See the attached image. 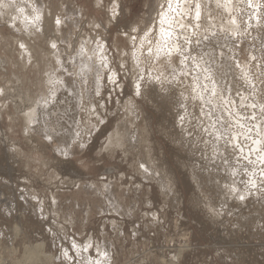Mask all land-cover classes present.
Wrapping results in <instances>:
<instances>
[{
  "label": "rangeland",
  "instance_id": "rangeland-1",
  "mask_svg": "<svg viewBox=\"0 0 264 264\" xmlns=\"http://www.w3.org/2000/svg\"><path fill=\"white\" fill-rule=\"evenodd\" d=\"M5 1L0 264H264V0H184L164 47H187L184 72L158 48L177 1L22 0L42 19L28 31ZM198 62L205 91L229 85L217 106L191 99ZM122 128L141 142L113 144Z\"/></svg>",
  "mask_w": 264,
  "mask_h": 264
},
{
  "label": "bare ground",
  "instance_id": "bare-ground-1",
  "mask_svg": "<svg viewBox=\"0 0 264 264\" xmlns=\"http://www.w3.org/2000/svg\"><path fill=\"white\" fill-rule=\"evenodd\" d=\"M8 1V0H7ZM7 1H5V2H7ZM10 1V0H9ZM13 1V0H12ZM172 2H173V0H171ZM174 1H177V0H174ZM252 1V0H251ZM255 1V0H254ZM186 1H184V0H180V3L178 4V8L177 7H175V11H176V13H175V15H174V17H172V15L171 14H168V15H163L162 17H161V23H160V32H159V38H161L160 39V42H159V46H158V48L159 49H162V51L160 52V54L162 55V53L164 54V56H166L167 58V60H169V58H171V56H170V54H172V51H176V52H178L179 51V53L181 54V56H182V60H181V63H180V65L178 66V65H176V66H174V71L175 70H177L178 68L181 70V71H183L184 72V68H183V66H186V65H188L189 63L184 59L185 57H186V49H187V47L186 46H181L179 43H173V45L172 46H170V45H168L167 46V48H164L165 47V42H166V40L169 42L171 39H173V36L175 37L178 33H177V31L175 30H173L174 29V27H176V26H174V24L177 22L178 23V19H180V18H178V17H180L179 16V13L181 14V12L180 11H183V12H185V9L183 8V4L185 3ZM8 3V2H7ZM7 3H6V11H7V9H9V7L11 8H13L14 10H18L17 12L18 13H20V14H18V13H14L13 15H15V17L14 18H19V19H22V25L27 29V31L28 30H30V28H32L33 26H41L42 24V19H41V14L39 13V11L38 12H32L31 13V11H29L28 9H27V7H26V5H27V3L25 4L24 2H22V0H20V2H16V0H15V2H9V4L7 5ZM179 5H181L180 7H179ZM225 6L227 7L226 8V10L227 9H229V7H230V1L229 0H227L226 2H225ZM30 7H31V5H30ZM186 7V6H185ZM16 8V9H15ZM231 8V7H230ZM12 9V10H13ZM37 9V8H36ZM184 9V10H183ZM199 9L200 8H198L197 7V12L199 11ZM12 10H10V11H12ZM14 10H13V12H14ZM3 11V10H2ZM5 11V12H6ZM10 11H7L8 12V14L10 13ZM36 11V10H35ZM187 11V10H186ZM6 12V13H7ZM182 12V13H183ZM42 13V12H41ZM207 13V12H206ZM10 14H12V12L10 13ZM197 14V13H196ZM13 15H11V16H13ZM186 16V15H185ZM257 16V15H256ZM261 16V15H260ZM198 17V16H197ZM259 17V16H258ZM258 17L257 18H255L256 19V21H257V19H258ZM183 19V18H182ZM196 19V18H195ZM254 19V18H253ZM255 19H254V21H255ZM12 20V19H11ZM19 21V20H18ZM180 22H181V20H179ZM253 21V22H254ZM232 22H234V20L232 21ZM231 22V23H232ZM182 24H183V22H181ZM230 23V22H229ZM250 23H252L251 21H250ZM252 24H255V22L254 23H252ZM175 25H177V24H175ZM185 25V24H184ZM187 25V24H186ZM236 25V24H235ZM174 26V27H173ZM179 26V28L181 27V24H179L178 25ZM177 26V27H178ZM183 26V25H182ZM178 28V29H179ZM181 29V28H180ZM32 31V30H31ZM31 31H30V33H31ZM179 32V31H178ZM187 32V31H186ZM163 38V39H162ZM169 38H171V39H169ZM103 54V55H102ZM101 54V56H103V57H105V55H104V53H102ZM164 58V57H163ZM104 59V58H103ZM102 61V60H101ZM108 61V60H107ZM106 60H105V62L106 63H108ZM102 62H104V61H102ZM171 64V63H170ZM184 64V65H183ZM102 65H103V63H102ZM101 65V66H102ZM197 66H195V67H197L196 69H195V71H196V73H197V78H198V80H195V83H196V85H195V87H194V89H193V95H192V93H191V99H195V98H199V99H203V101H205V102H207V104L206 105H213V106H217V104L219 103V101H216V102H213V101H215L213 98L214 97H216V96H218V95H221V94H223V98L222 99H224L225 97H227L226 96V91H227V88L229 87V85L227 84V88L225 87V88H222L221 86H220V82H218L216 79V74L214 75V78H216L215 79V85L214 86H211L210 87V91H205V89H204V87L202 86V83H201V79L203 78V76L205 75V71L204 70H208L209 68L207 67V65H204V64H202V65H200V62H198V64H196ZM172 66H173V64H172ZM64 67H66V65L64 66ZM97 68H100V67H98L97 66ZM103 68L104 67H101V70H100V72L101 71H103ZM95 69H96V67H95ZM204 69V70H203ZM180 70H178V72H181ZM198 70H201V73H198ZM178 72H174L175 73V75H176V78H177V76H179L180 75V73L178 74ZM182 72V73H183ZM101 74V73H100ZM100 74H98V76L100 75ZM210 74H212L211 72H210ZM101 76V75H100ZM216 76V77H215ZM230 77V76H229ZM224 79H226V78H224ZM49 82H50V87L53 85V84H60V85H58L57 87L55 86L54 87V85L52 86V87H54L53 89L52 88H50V95L46 98V99H44V100H40V102H39V104H38V106H39V109H41V110H43L44 111V114H43V118L44 119H46L47 118V115L48 114H50L49 112H48V110L50 109H52V107L51 106H49V104L51 103V101L54 99L53 97H55L56 96V94H57V91L59 90V89H62V88H64V87H62V86H66V82H62V79L60 80V78L57 76V75H54V77L52 78V77H49ZM222 80V79H221ZM139 82V81H138ZM67 87V86H66ZM236 87V86H235ZM100 87H98V89H99ZM193 88V87H192ZM231 88V87H230ZM223 89H224V92H223ZM232 89V88H231ZM14 91L16 92V90L14 89ZM99 91V90H98ZM18 93H19V91H18ZM16 94L15 96H18L19 97V104H23V102H25V100L27 101V99L24 97V96H22V95H24V94ZM194 93H196L195 95H194ZM11 94V93H10ZM13 94V96H14V93H12ZM9 95V94H8ZM17 98V97H16ZM210 99V100H209ZM222 99L220 100V101H222ZM209 100V101H208ZM244 101H246V98H245V96L243 95V96H239V97H235V96H231L230 97V99L228 100V102L225 104V105H222L221 106V108L219 109V112H220V116H221V119H227L228 121H230V119H233V117H232V114H231V111H230V109H231V107H233V106H235V105H239L240 103L242 104ZM18 102V101H17ZM42 102H45V104L44 105H42ZM63 102V101H62ZM209 102H211V104L209 103ZM18 104V103H17ZM57 108H59V107H55L54 109H57ZM209 108V107H208ZM212 108V107H211ZM222 108H224V111L225 112H223L222 111ZM209 110V109H208ZM206 111V113L207 112H209V111ZM211 110H213V108L211 109ZM213 112V111H212ZM214 113V112H213ZM244 117H246L245 116V114H244ZM249 117V116H248ZM26 120H27V123L29 124V126H31L32 124H34V121H33V119H32V114L30 113H28V115L26 116V118H25ZM249 118H247L246 117V120H245V122H243V123H248V122H251L250 120L249 121H247ZM31 124V125H30ZM221 124L223 125V127H225V125H224V121L223 122H221ZM251 124H252V122H251ZM248 125V124H247ZM250 126V125H249ZM256 126L259 128V132H261V123L260 122H256ZM227 127V126H226ZM263 127H264V125H263ZM216 128V127H215ZM224 129V128H223ZM264 129H262V131H263ZM247 131H248V128H247ZM238 132V131H237ZM251 132V131H250ZM125 133L126 134H128V132H126V131H124L123 130V128L122 129H120V130H118L117 131V134L112 138V143L113 144H115V145H123V144H127L126 145V148H129L130 146H131V143H132V141L133 140H135L137 143H140L141 142V135H140V133H137V134H135L133 137H127V139H126V135H125ZM216 134H221L222 132H218V131H216L215 132ZM214 133V134H215ZM236 133V132H235ZM250 135V134H249ZM259 138V137H258ZM249 139V138H248ZM251 139V138H250ZM231 140V139H230ZM233 140V139H232ZM253 140V139H252ZM255 140H258V139H255ZM259 140H261V139H259ZM216 141H221L220 140V138L218 137V138H216L214 141H212V140H210V143H212V144H215V142ZM127 142V143H126ZM257 142V141H256ZM259 143L258 144H260L261 142L260 141H258ZM156 179H157V181H161L162 180V177H161V174L160 175H158L157 177H156ZM232 179V178H231ZM232 184H234V183H231V185ZM247 191H243V193H242V196H244L245 195V193H246ZM76 247H78V246H76ZM81 248V247H80ZM85 249H84V247H82L81 248V251H84ZM106 250V249H105ZM80 251V252H81ZM101 258V257H100ZM99 258V259H100ZM98 259V260H99ZM89 260H90V258H89ZM93 261V260H92ZM103 262V259H100V261H97L96 263H94V264H104V263H102Z\"/></svg>",
  "mask_w": 264,
  "mask_h": 264
},
{
  "label": "snow or ice",
  "instance_id": "snow-or-ice-1",
  "mask_svg": "<svg viewBox=\"0 0 264 264\" xmlns=\"http://www.w3.org/2000/svg\"><path fill=\"white\" fill-rule=\"evenodd\" d=\"M180 3V0H177V4ZM171 0H169V4H168V7L171 8ZM197 16H199V12H197ZM59 22V21H58ZM241 199H243V197H241Z\"/></svg>",
  "mask_w": 264,
  "mask_h": 264
}]
</instances>
